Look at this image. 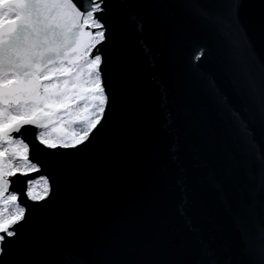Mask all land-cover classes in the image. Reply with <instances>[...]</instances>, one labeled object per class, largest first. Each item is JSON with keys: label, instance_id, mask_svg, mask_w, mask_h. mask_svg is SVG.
<instances>
[{"label": "water", "instance_id": "1", "mask_svg": "<svg viewBox=\"0 0 264 264\" xmlns=\"http://www.w3.org/2000/svg\"><path fill=\"white\" fill-rule=\"evenodd\" d=\"M237 2L246 25L259 0ZM107 3L122 32L127 83L90 141L41 157L30 177L46 173L50 197L22 200L27 220L0 246V262L59 264L72 252L81 264H240L242 239L264 244V124L257 115L238 134L198 82L258 96L264 37L249 43L241 28L226 55L195 10L209 0ZM196 47L206 55L194 69ZM34 132L25 126L23 137L32 142Z\"/></svg>", "mask_w": 264, "mask_h": 264}, {"label": "snow or ice", "instance_id": "2", "mask_svg": "<svg viewBox=\"0 0 264 264\" xmlns=\"http://www.w3.org/2000/svg\"><path fill=\"white\" fill-rule=\"evenodd\" d=\"M195 10L201 27L220 38L226 55L241 28L249 43L253 36L264 37V0L246 25L237 0H209ZM205 55L199 47L192 50L194 69ZM126 83L123 36L107 0H0V246L11 245L27 220L29 208L22 200L38 204L50 197V177H30L43 168L41 157L90 141ZM198 86L238 134L257 115L264 124V86L258 96L243 87L218 90L214 81L203 78ZM25 126L34 127V141L23 137ZM115 164L119 167L120 161ZM17 177L24 178L21 192L12 187ZM240 255V264H264V244L256 249L242 239ZM59 264L81 261L68 252Z\"/></svg>", "mask_w": 264, "mask_h": 264}, {"label": "rangeland", "instance_id": "3", "mask_svg": "<svg viewBox=\"0 0 264 264\" xmlns=\"http://www.w3.org/2000/svg\"><path fill=\"white\" fill-rule=\"evenodd\" d=\"M53 135H55V133H53ZM39 183H42V182H38V186H39Z\"/></svg>", "mask_w": 264, "mask_h": 264}]
</instances>
